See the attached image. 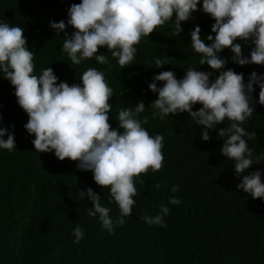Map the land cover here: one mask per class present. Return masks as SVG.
I'll return each mask as SVG.
<instances>
[{
    "label": "trees",
    "instance_id": "16d2710c",
    "mask_svg": "<svg viewBox=\"0 0 264 264\" xmlns=\"http://www.w3.org/2000/svg\"><path fill=\"white\" fill-rule=\"evenodd\" d=\"M81 0H0V21L23 28L29 48L34 51V74L39 75L52 67L57 83L82 84L81 75L89 67L104 72L108 85L113 89L109 123L119 127L117 117L122 108H134L143 100L146 109L140 114L149 117L143 127L150 135L161 134L163 141V166L160 170L141 174L145 184L136 183V204L125 223L116 226L110 234L103 229L99 217L91 218L87 209L93 207L80 190L91 187L102 198V205L111 209L115 221L119 209L109 202V190L99 186L92 171L78 169L77 161L59 160L54 152L39 153L24 125L27 113L18 104L15 88L0 74V127L15 135L16 148L0 149V264H264V198L253 199L238 189L241 178L235 173L233 160L227 159L220 149L224 140L218 129H210L211 139L204 141L201 126L187 112L170 114L165 119H152L149 107L158 98L148 84L162 71H174L183 78L189 67L205 72L219 70L200 65L201 55L191 46V32L198 25L206 44L208 35L215 36L210 14L198 10L182 22L183 32L174 30V18L158 26L148 37L136 45L137 53L131 64L121 68L107 48L104 54L108 64L95 58L72 64L62 51L65 32L75 29L67 26L57 35L50 27L51 21L68 19V9ZM242 52L250 56L254 47L251 40L237 38ZM219 55L227 60L224 70L232 69L244 74L245 83L255 71L264 74V65L241 66L232 61L234 53L225 48ZM167 62L156 68L155 58ZM164 82H157L162 87ZM252 103L255 108L243 127L255 133L245 137L254 157L264 153V105L259 104V86L254 85ZM196 104L194 111L201 108ZM226 120L217 127H227ZM14 126V127H13ZM122 131V130H121ZM7 139V135L5 136ZM261 170L264 180V159L254 164L249 172ZM247 174V173H246ZM156 184H160L157 189ZM179 185L176 193L173 185ZM181 203H168L169 197ZM170 208L164 217V226H149L144 215L155 216L160 205ZM80 225L84 237L75 243L73 229Z\"/></svg>",
    "mask_w": 264,
    "mask_h": 264
},
{
    "label": "clouds",
    "instance_id": "9594fccd",
    "mask_svg": "<svg viewBox=\"0 0 264 264\" xmlns=\"http://www.w3.org/2000/svg\"><path fill=\"white\" fill-rule=\"evenodd\" d=\"M198 5L201 0H81L69 7L67 23L53 20L50 27L57 35L65 32L67 26L75 29L70 35L65 32L62 45V51L72 64L79 65L93 57L100 64H108L106 55L97 54L103 47L124 69L135 59L136 45L142 37L150 36L158 26L173 18L174 30L180 36L182 22L192 17ZM202 10L215 20L211 29L215 36L208 35L211 44H206L197 25L190 34L191 46L201 55L200 65L206 64L220 74L211 80L214 72L192 67L181 79L172 70L158 73L148 84V88L158 94L149 105L153 109L151 118L163 120L170 114L187 112L201 126L200 137L204 141L211 139L210 129H218L219 137L224 140L220 151L234 161L235 173L242 181L237 188L253 199L264 198L261 170L249 172L254 164L261 163L264 153L254 157L245 137L251 139L256 134L242 126L255 111L254 85L259 86L258 102L264 105V74L253 71L245 83L243 73L224 70L227 60L219 55L230 48L234 63L264 65V0H202ZM237 38L251 40L254 44L250 56H245L242 45L235 43ZM34 54L22 27L0 21V74L14 86L18 104L29 117L24 127L35 136L32 143L36 151L54 152L61 161L65 158L77 161L79 170L92 171L94 181L108 188L109 202H115L119 209L115 221L110 216L111 209L102 205L101 196L91 187L80 190L79 194L92 202L93 207L87 209L88 216H98L102 228L112 234L115 227L123 225L124 218L132 214L136 204L135 185L145 184L141 174L162 168L164 137L152 136L143 127L149 122L148 116L140 119L146 109L143 100L134 108L120 109L119 127L112 128L109 101L113 89L104 72L89 67L80 77L82 84L57 83L52 67L34 74ZM165 64V60L155 58L156 68ZM161 81L163 86L158 87L157 82ZM196 104L202 107L194 111ZM226 120L227 127H217ZM14 148V133L0 127V149L12 151ZM155 187L158 189L160 184ZM178 190L179 185L171 187L172 193ZM168 203L178 205L181 201L172 196ZM169 213L170 208L161 204L158 214L144 215L141 219L149 226H164V217ZM73 236L75 243L83 239L84 230L80 225L73 229Z\"/></svg>",
    "mask_w": 264,
    "mask_h": 264
}]
</instances>
